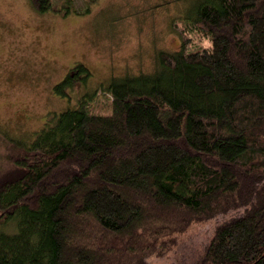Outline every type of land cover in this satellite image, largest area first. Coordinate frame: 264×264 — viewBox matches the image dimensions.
<instances>
[{"label": "trees", "instance_id": "trees-1", "mask_svg": "<svg viewBox=\"0 0 264 264\" xmlns=\"http://www.w3.org/2000/svg\"><path fill=\"white\" fill-rule=\"evenodd\" d=\"M186 1L211 47L188 52L182 32L153 72L113 77L30 141L4 137L0 264H158L217 219L201 254L166 264H264V0ZM92 76L79 64L56 92Z\"/></svg>", "mask_w": 264, "mask_h": 264}, {"label": "rangeland", "instance_id": "rangeland-1", "mask_svg": "<svg viewBox=\"0 0 264 264\" xmlns=\"http://www.w3.org/2000/svg\"><path fill=\"white\" fill-rule=\"evenodd\" d=\"M37 12L29 0H0V164L7 139L32 140L51 115L76 107L87 92L123 76L151 73L159 53L211 47L208 38L183 22L186 0H51ZM67 4V6H66ZM73 11L67 14V8ZM79 64L92 72L71 96L56 92ZM110 97L97 90L93 110L108 114ZM3 160V161H2ZM7 167V166H6ZM219 219L194 225L178 248L156 261L166 264L201 254Z\"/></svg>", "mask_w": 264, "mask_h": 264}]
</instances>
